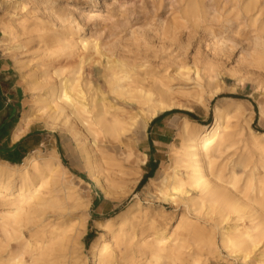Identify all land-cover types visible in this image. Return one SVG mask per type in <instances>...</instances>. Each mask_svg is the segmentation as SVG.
I'll list each match as a JSON object with an SVG mask.
<instances>
[{"label": "bare ground", "instance_id": "1", "mask_svg": "<svg viewBox=\"0 0 264 264\" xmlns=\"http://www.w3.org/2000/svg\"><path fill=\"white\" fill-rule=\"evenodd\" d=\"M212 1L179 0L183 7L177 19L205 23L214 37L223 22L235 23L236 36L252 33L254 38L248 65L264 69V0ZM70 15H59L56 28L9 19L0 42H15L17 26L24 38L15 47L37 39L42 72L31 78V90L42 103L39 109L82 143L96 183L105 195L116 196L139 181V169L128 172L125 162L147 161L146 153L136 152L134 131L165 111L192 110L205 93L213 98L222 87L212 70L178 65V78L195 86L175 88L168 68L115 57L108 44L81 36L80 22L73 11ZM246 27L251 30L243 33ZM223 100L213 108L210 123L182 117L168 171L145 185L156 187L165 202L183 203L197 219L182 212L174 227L155 224L145 219L147 210L135 193V200L115 215L94 220L99 232L90 245L93 264H210L218 244L243 262L264 264V132L250 126L241 100ZM259 112L264 115L262 104ZM31 121L30 113L24 115L14 137ZM69 173L54 148L45 154L33 149L20 163L0 159V264H87L82 249L90 201Z\"/></svg>", "mask_w": 264, "mask_h": 264}, {"label": "rangeland", "instance_id": "2", "mask_svg": "<svg viewBox=\"0 0 264 264\" xmlns=\"http://www.w3.org/2000/svg\"><path fill=\"white\" fill-rule=\"evenodd\" d=\"M212 3V0H206L207 5ZM182 7L183 4L179 0H0V41L2 24L9 19L12 21L23 17L30 23L42 21L48 27L56 28L60 25L58 16H68L71 19L70 12L73 11L82 26L81 36L89 40L95 39L101 45L108 44L106 48L111 47L115 57L123 55L146 60L157 68H168L174 78L175 88L195 86L193 80L183 81L178 78V65H197L201 69L212 70L217 76L219 86L222 87V91L213 98L208 99V94L205 93L204 102L192 104V110L174 108L157 116L163 117L164 120L161 129L175 132V135L172 143L156 145L150 152L156 159L155 162L147 164L150 153L144 151L145 144L140 141L142 128L136 129V152L141 156L146 153L147 161L142 164L139 160L131 165L125 162V170L130 172L131 168L139 169V181L129 190L119 189L121 192L118 195L107 196L88 170L82 143L75 140L60 120H53L48 117L46 111L39 109L42 103L36 101L38 97L31 90V78L42 72L37 39L26 47H15L16 41L24 37L21 29L14 24L17 26L16 41L6 45L0 42V67H8L14 71V77L20 85V95L15 97L20 100V118L22 120L24 115L31 114L32 121L27 128L33 134L30 146L33 149L38 148L42 154L54 148L70 172V178L84 188L85 200L90 201V217L82 249L87 264H93L90 245L92 238L99 232L94 220L115 215L135 200V193L147 210L145 219L153 218L155 224L168 223L174 227L182 212L197 219L194 213L187 212L183 203L165 202L160 198L156 187H145L150 178L158 180L168 171L172 163L171 144H179V125L183 116L195 122L210 123L213 120V108L222 104L224 97H231L241 100L243 116L251 117L250 126L264 132V115L259 112V104L264 106V69L248 65L246 61V53L254 41L252 33L236 36L233 33L236 24L230 26V23L223 22L222 30L214 37L204 26L205 23L196 26L193 20L177 19ZM71 25L74 26L75 23ZM249 30L251 28L246 27L242 31L245 33ZM10 47L15 48L9 49ZM187 111L193 116H189ZM169 127H173L172 130ZM156 132L153 129L151 136L155 137ZM117 155L123 156V153L117 151ZM149 172H153V175L139 186L143 176ZM77 177L82 178L84 182H80ZM95 198L97 205L94 204ZM200 221L204 223V218L201 217ZM209 221V224L213 223ZM106 241H110L109 237ZM218 246L214 255L209 256L210 264H251L243 262L236 254H228L219 244Z\"/></svg>", "mask_w": 264, "mask_h": 264}, {"label": "crops", "instance_id": "3", "mask_svg": "<svg viewBox=\"0 0 264 264\" xmlns=\"http://www.w3.org/2000/svg\"><path fill=\"white\" fill-rule=\"evenodd\" d=\"M15 73L8 67H0V80L9 82L11 85L9 88H3L0 95V159L11 163H20L24 157L33 150L30 146V139L33 136L32 131L26 129L19 137H14L16 128L21 124V118L18 117V121L15 126L7 133L4 126L8 124L10 120L8 115L14 114L18 116L20 114V100L16 99V95H20V85L15 79ZM164 124L163 117L159 116L150 121L147 127L141 129L140 141L145 144L143 146L144 151L150 153L155 146L165 145L172 143L175 132L161 129ZM157 128V129H156ZM173 127H169L172 130ZM155 129L156 136L152 137V131ZM3 130V131H2ZM160 130V131H158ZM2 157L9 158L6 160ZM149 160V159H148ZM151 162H155L156 159L150 153ZM96 199V198H95ZM97 201V199H96Z\"/></svg>", "mask_w": 264, "mask_h": 264}, {"label": "trees", "instance_id": "4", "mask_svg": "<svg viewBox=\"0 0 264 264\" xmlns=\"http://www.w3.org/2000/svg\"><path fill=\"white\" fill-rule=\"evenodd\" d=\"M11 85L9 84V82L8 83H6V81H1L0 80V95L2 94V89L4 88H9ZM189 116H193L192 115V113L191 112H189V111H187L186 112ZM20 116V114H18V116H16V115H14V114H11V115H8V117H9V121H8V124L6 125V127L4 126V129L3 130H5L7 133H9L10 132V130L15 126V124L17 123V121H18V117ZM2 130V131H3ZM2 158H4V159H6V160H11V159H9V158H6V157H2ZM149 163H151V160L149 159L148 160V162H147V164H149ZM153 175V172L152 173H147V174H145L144 176H143V178L141 179V181H140V183H139V186L140 185H142V184H144L145 182H146V180L149 178V177H151ZM97 203V201H96V199H95V201H94V204L95 205H97L96 204Z\"/></svg>", "mask_w": 264, "mask_h": 264}]
</instances>
